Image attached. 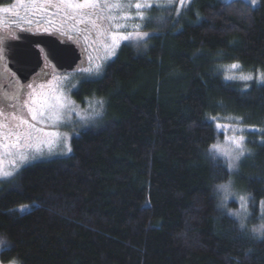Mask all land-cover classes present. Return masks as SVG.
Instances as JSON below:
<instances>
[{
	"label": "trees",
	"instance_id": "16d2710c",
	"mask_svg": "<svg viewBox=\"0 0 264 264\" xmlns=\"http://www.w3.org/2000/svg\"><path fill=\"white\" fill-rule=\"evenodd\" d=\"M153 11L144 48L122 44L72 94L103 100L100 123L73 133L68 154L1 181L2 263L264 264L250 225L264 202V82L226 81L218 67L264 73V0ZM221 113L250 128L237 172L244 229L217 189L227 164L210 154Z\"/></svg>",
	"mask_w": 264,
	"mask_h": 264
},
{
	"label": "snow or ice",
	"instance_id": "6c2138e0",
	"mask_svg": "<svg viewBox=\"0 0 264 264\" xmlns=\"http://www.w3.org/2000/svg\"><path fill=\"white\" fill-rule=\"evenodd\" d=\"M256 2L257 0H247V5L252 6L254 9ZM172 3L173 0H158L156 6L170 7ZM183 3L184 0H180L181 6ZM44 6L48 9L56 8L63 11L64 16L68 19L75 21L78 18L81 24H91L93 28L97 29L100 36L110 37L111 44L106 45L109 54H114L115 48L118 47L121 40L135 39L137 42H140L147 41L149 38L147 33L138 30L140 28L139 24L136 25V30L132 32L121 33L119 30L126 27V22L130 19L143 20V9L152 7L151 0H148L146 3H141L137 0L134 4L125 2V0H75V2L74 0H45ZM37 7L39 9V6ZM133 7L136 9L135 16L130 11H127V9ZM0 13H11L17 20L20 19L19 13L13 7H0ZM105 22L108 25L107 27H105ZM58 31L60 35L66 34L62 28ZM13 38L15 37L13 36ZM4 39V37H0V45H3ZM68 39H72V36H68ZM35 43L39 46L41 42L37 41ZM18 55L24 61L31 60L33 57L39 61L41 56H43L44 61L47 63L50 59L63 58L67 53L66 50L59 49L51 43H46L40 48L38 54L33 53L31 50H24ZM239 67L235 63L228 66L224 70V79L226 81L236 79L250 81L253 79L251 74L237 75L235 70ZM100 70V64L82 69V71L88 73H99ZM258 81L264 82V73L259 74ZM27 88L32 89V85H27ZM21 96H26V98L21 99ZM38 96L42 98L37 99ZM69 103L62 95L54 96L49 94L44 97L43 94H38L35 89L27 92H21L20 89H17L10 96L0 99V178L11 177L14 171L18 170L20 166L35 158V152H39L40 149L37 147L35 152H32L31 149L33 141H40L41 134L49 138H54L59 135L55 131H45V128L48 126V121H52V126H55L62 119L65 111L71 110ZM9 108L12 109L10 112L8 111ZM216 127L218 130H223L230 126L221 125L217 122ZM6 128L8 129L7 131H5ZM240 131L242 132L243 129ZM45 142L51 145L52 140L40 141V143ZM231 143L234 145V148L231 150H223L215 144L210 148V154L213 158L223 157L229 170L237 166L239 159L246 152L243 135L233 136ZM68 150L71 151L70 147ZM7 157L12 158L10 170H5L4 168V161ZM217 189L224 194L223 200H227L232 195L230 192V182L228 184L217 185ZM239 199L241 202L245 201V197L243 196ZM230 215L240 219L239 226L241 229H244V220L240 218L239 213H230ZM251 231L259 237H264V214L261 215V223L257 227L252 228ZM6 244L7 240L0 237V250ZM10 264H16V261L12 260Z\"/></svg>",
	"mask_w": 264,
	"mask_h": 264
},
{
	"label": "rangeland",
	"instance_id": "374dc122",
	"mask_svg": "<svg viewBox=\"0 0 264 264\" xmlns=\"http://www.w3.org/2000/svg\"><path fill=\"white\" fill-rule=\"evenodd\" d=\"M15 4L17 5L16 11L19 13L20 10H23L25 12V10H27L26 15L28 16L27 19H25V21L30 22L31 23H35L34 20L38 23L36 26L35 24H33V27H35V29L37 27H39L37 30H41L43 28H49L51 25L49 24L48 20L45 18L47 15V13L51 12V11H57V13H60L58 19H59V23L61 22H68V21H73L76 22L77 24H79V26L81 25V23H79V19L77 18V20H72V19H68L64 16L63 11H60L56 8L49 10L48 8H45L44 4H45V0H25L23 2V0H14ZM221 1H229V0H221ZM247 2V0H244ZM75 2V0H74ZM125 2H129V3H135L137 2V0H125ZM139 2L141 3H146L148 2V0H139ZM157 2L158 0H151L152 3V7L150 8H145L143 9V14H144V19L140 20V19H130L126 22V27L121 28L119 31L121 33L123 32H132L134 30H136V25L139 24L140 28L138 29L141 32H145L148 35L151 34V31L148 30L146 27L148 20L149 22H152V18L155 17L154 19H156L157 14L155 16V12L153 11V9L157 10H166L168 8H175L176 10H181L185 4H187L188 2H190V0H184L183 5H180V0H173V3L170 7H157ZM258 2V0H257ZM256 2V4H257ZM10 5V4H9ZM9 5H3L0 7H11ZM23 6V7H22ZM39 6V9L38 7ZM22 7L20 10H18V8ZM22 11V12H23ZM127 11H130L133 16H135L136 13V9L133 7L131 9H127ZM21 13H19L20 15ZM26 16V17H27ZM20 17V16H19ZM31 20H30V19ZM50 18V16H48V19ZM56 18H54V16L49 19V20H54L55 21ZM15 17H13V15L11 13H0V25H4V23H10V22H15ZM121 23H124L123 21H120ZM90 29H92V31H94L96 33V37L95 39L92 41L93 43H85L83 42L81 39H78V43L80 44V47L82 48V50L84 51V57L82 59V61L79 63L80 65H78V67L74 70V71H70L64 74H49L47 76L46 79H44V81L39 84V86L36 88V92L38 94H43L44 97L48 96L49 94L51 95H62L64 96L70 103H69V108L71 109L70 111H65V113L62 115V119L55 124V126H52V121H48V126L45 128V131H55L58 132L59 135L57 137L54 138H49V137H45L42 134L40 135V141H48V140H52L51 145H49L48 143H40V141H33V145H32V152H35V149L37 147H39L40 151L39 152H35V158L29 160L27 163H25L24 165L20 166L18 170L14 171V174L17 173L22 167H24L25 165L31 164L32 162H35L36 160H41V159H49L53 157H57V156H63L68 154V152H70L68 150V148L70 147V139L73 133H76L77 131L81 130L83 127L85 128V126H90V125H96L98 123H100V121L102 120L103 117V106H104V102L102 99L100 98H96V97H89L84 99L82 102L77 101L74 97H73V92L76 90L77 86L79 85V83L82 80H87V79H96L98 78L103 70L105 65L108 63V61L112 60L113 57H115V55L117 54V50L121 47L122 44L124 43H130L133 46L139 47V48H144L145 44L147 41H140L137 42L135 39H129V40H121L119 42L118 47L115 48L114 54H109V50L106 47V45H110L111 44V38L110 37H102L99 35L97 29L93 28L91 24L86 23ZM5 26V25H4ZM107 23L105 22V27H107ZM65 35H68L67 32L65 31ZM71 35H74L71 34ZM70 35V36H71ZM76 35V33H75ZM96 64H100L101 65V70L99 73L96 72H92V73H88L85 71H82V69H86L89 67H94V65ZM231 64H223V63H219L218 67L219 70L222 72V74L224 75V70L228 68V66H230ZM239 65V64H238ZM236 74H243V75H249L251 74L253 76L254 81H258V77L259 74L261 73V71L259 70H246L244 67L240 66L238 69L235 70ZM54 77H56V79H54ZM250 80V81H252ZM234 81H241L239 79H236ZM250 81H241L244 84H248L250 83ZM247 86V85H245ZM42 98L41 96H38L37 99ZM215 125L217 122H219L221 125H227L230 127L224 128L223 130H218L223 134V137L217 141H215V143H213L212 145H218L220 146L221 149L223 150H231L234 148V145L231 143V138L233 136H239V135H243L244 136V145L246 148V152L245 155L249 154L251 151H249L250 149L247 147L246 145V132L250 130V128L246 127L245 125L242 124L241 120L239 117L232 115V114H228V113H221L218 114L217 116H215ZM217 128V127H216ZM233 129H235V131H233ZM243 129V131L241 132L240 130ZM264 129V128H263ZM8 129L6 128L5 131H7ZM51 149V150H50ZM242 156L239 161H241L243 159ZM224 161L225 159L223 157H221ZM11 157H7L5 158L4 161V168L5 170H10L11 168ZM237 163V166L230 171V177L229 180L224 183V184H228L230 182V192L232 193V195L229 196V198L227 200H223L222 197V201L224 202V205L230 203L231 201H234L236 206H229L228 207V211L229 213H239V216L241 219L244 220V223H246V221H248L249 217H250V210L248 207V203H249V196L244 193V191L242 190V188L239 186V183H237V172H238V167H239V162ZM13 174V175H14ZM12 175V176H13ZM11 176V177H12ZM10 178V177H8ZM7 178H0V183L1 181L5 180ZM224 194L222 193V196ZM243 196L245 197V201L241 202L240 201V197ZM29 208L28 205H25L24 207H22L21 210H25ZM261 212L259 213V218L257 217V223L255 224H250L252 228L257 227L260 223H261V215L264 214V204L261 205L260 207ZM0 264H10V263H2L0 261ZM17 264V263H16Z\"/></svg>",
	"mask_w": 264,
	"mask_h": 264
},
{
	"label": "flooded vegetation",
	"instance_id": "af4514ba",
	"mask_svg": "<svg viewBox=\"0 0 264 264\" xmlns=\"http://www.w3.org/2000/svg\"><path fill=\"white\" fill-rule=\"evenodd\" d=\"M24 1L25 0H23V2ZM14 2H15L14 0H9L1 4L0 6L10 4L9 6L13 7L16 10L17 5ZM22 7L18 8V10H20ZM52 9L54 8H51L49 10ZM22 11L23 10H20L19 12L21 13L19 15L20 19L17 20L15 18L16 20L15 22L4 23L5 26L3 24L2 26H0V37H4L5 38L4 41H15L17 40L18 35H23V34L49 35V36L57 37L59 39L65 38L69 41L74 42V44L82 52V59H83L84 51L80 47V44L78 43V39H81L85 43H93L92 41L96 37V33L92 31V29H90L86 23L81 24L80 26L79 24L73 21H68V22L66 21L65 23L64 22L59 23L58 17L62 15H60V13H57V11L56 12L51 11L47 13V15L50 16V18L51 16L52 17L54 16V18H56L55 21L54 20L52 21L49 20L50 18L48 19V16L45 17L48 20L49 24L51 25L49 28H47V31H45L46 28L37 30L39 27H37L36 29L35 27H33V24H35V26L38 24L36 23L37 20L36 21L34 20L35 23H31L32 21L27 22L29 20L25 21V19L28 18V16L25 13L27 12V10H25V12ZM61 28L64 30V32L66 31L68 35H60V32L58 30ZM73 33L74 35H71ZM70 35L72 36V39H68V36ZM13 36L15 38H13ZM5 61L6 60L3 57L0 46V99L10 96L11 94L15 93L17 89H20L21 92L32 91L33 89L36 90L39 84H41L49 74H54V72L51 71L50 65H48V63H46L43 60V64H41L42 66L40 67V69L37 72H35L33 75H30L29 80H26L25 82H20L18 79L15 78L14 73H12L9 69L5 67ZM27 85H32V89L27 88ZM25 98L26 96H21V99H25ZM9 103H11V101H9ZM11 110H12L11 108L8 109L9 112Z\"/></svg>",
	"mask_w": 264,
	"mask_h": 264
},
{
	"label": "water",
	"instance_id": "95a60500",
	"mask_svg": "<svg viewBox=\"0 0 264 264\" xmlns=\"http://www.w3.org/2000/svg\"><path fill=\"white\" fill-rule=\"evenodd\" d=\"M41 42L38 46L35 42ZM46 43H51L59 49L66 50L67 55L60 59H50L51 71L56 74H64L74 71L82 59V52L74 44L65 38L59 39L49 35H18L15 41H4L1 46V52L5 58V67L14 73L15 78L20 82L29 80L30 75L37 72L43 64V56L37 61L34 57L31 60L24 61L19 53L24 50H31L33 53H39L40 48Z\"/></svg>",
	"mask_w": 264,
	"mask_h": 264
}]
</instances>
